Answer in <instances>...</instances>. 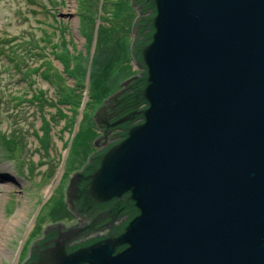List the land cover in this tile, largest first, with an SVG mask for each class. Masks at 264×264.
<instances>
[{"label": "water", "instance_id": "obj_1", "mask_svg": "<svg viewBox=\"0 0 264 264\" xmlns=\"http://www.w3.org/2000/svg\"><path fill=\"white\" fill-rule=\"evenodd\" d=\"M146 3L150 36L131 44L146 107L118 108L121 140L65 192L71 214L116 199L134 215L72 250L80 231L48 225L27 264H264V0Z\"/></svg>", "mask_w": 264, "mask_h": 264}, {"label": "rangeland", "instance_id": "obj_2", "mask_svg": "<svg viewBox=\"0 0 264 264\" xmlns=\"http://www.w3.org/2000/svg\"><path fill=\"white\" fill-rule=\"evenodd\" d=\"M138 16L129 0H0V264L23 262L48 225L79 222L67 178L100 137V104L139 73Z\"/></svg>", "mask_w": 264, "mask_h": 264}, {"label": "flooded vegetation", "instance_id": "obj_3", "mask_svg": "<svg viewBox=\"0 0 264 264\" xmlns=\"http://www.w3.org/2000/svg\"><path fill=\"white\" fill-rule=\"evenodd\" d=\"M129 1L136 8V10L139 7L141 8L139 9V12H138V15L141 17L135 22V26L133 29L134 31L132 34V37H133L132 39L133 41H135L134 45L136 46L143 42H147L148 40V39L143 38L142 33L147 32L144 30V28H147L148 32H150V29L148 27H145L144 25H145V20L151 16L152 9L148 5V3H146V0H129ZM46 2L49 3V0H46ZM132 62L134 63L133 60ZM138 70H139V73H137V75L134 76L133 80L144 74L140 68H138ZM128 84L126 86H123L120 92H117L116 94L108 98V100H105V103L103 104L101 103L99 108L97 109V112H100V114L103 116L102 127H98V126L96 127L97 131L100 134V138L95 142L94 144L95 147L92 149V151H90L91 152L90 157L85 162L86 165L84 166V168L79 169L78 171H76L74 174H72L70 177L67 178V181H68L67 187L70 183L71 178L74 175H76L77 173H87L88 171H85L87 168L90 169L96 165L97 156L100 153H102L107 147L121 140L122 136L124 135L123 125L125 123L119 122L118 120L120 119L117 120V118H119L121 115V114H118V112L120 113V111H118V107L121 102V97L123 95H126L127 94L126 92L130 94L132 92L131 91L132 88L129 89ZM118 94H121V95L119 96ZM81 205H82V201L79 203L80 208H81ZM103 206L105 207L107 206V207L102 208ZM101 215H104V219H102L103 217ZM71 216H73L76 221L77 220L80 221L81 218H84L86 220L88 219L89 224L73 225L74 224L73 223L72 226L70 225L67 227V228L76 227L80 231V236L70 243V245L67 247V250L76 249L78 247L90 244L93 241H98L100 239L108 237L111 233L116 232L119 229H121L123 227L122 226L123 222L127 218V215L125 214L124 205H122V202H119L116 199H111L108 203H105L103 205H96L90 208L88 207L83 208L79 215L71 214ZM94 218H99L98 219L99 221L101 220H104V221L99 222V223L94 222V225H93V223H91L90 220L92 221ZM46 229L44 230V233L41 236V238L34 242V245L37 243L43 244L45 242H48L56 236V234L52 231L46 233ZM93 232L97 234H95L94 236L88 237V235L92 234ZM35 258L36 257L34 255V252L30 250L25 260L23 262H17V264H27L28 262L35 260Z\"/></svg>", "mask_w": 264, "mask_h": 264}, {"label": "trees", "instance_id": "obj_4", "mask_svg": "<svg viewBox=\"0 0 264 264\" xmlns=\"http://www.w3.org/2000/svg\"><path fill=\"white\" fill-rule=\"evenodd\" d=\"M145 31L147 32H144L142 33V36L143 38L145 39H148L149 36H150V32H148V29L147 28H144ZM132 85H130V87H132L133 91L130 95H128V93L126 95H123L121 97V100L122 102L120 103L119 105V109L120 111H122L123 115L122 116H126L128 115L130 112H133L134 111V106H137L136 107V111H140L142 108L141 106L143 105V102L140 100L138 93L139 91L141 90V88H143V76H140V77H137L136 79H134L132 82H131ZM43 92H40L38 95H42ZM37 95V96H38ZM35 99H38L37 97H35ZM59 104H60V101H58ZM118 109V111H119ZM122 116L120 115L118 119H122ZM134 122L136 121H139V117H134ZM129 125V123H125L123 125V128L126 127V125ZM6 151L3 153V157L4 158H9V159H12L13 158V155H15L16 153V148L14 147L13 150H12V154H11V148H10V143H9V140H7L6 144ZM8 147V148H7ZM107 207V206H106ZM105 206H103L102 208H106ZM125 207V214L127 215V218H131L133 215H134V212H133V209L131 206H129V204L127 205H124ZM123 213V212H122ZM125 224V221L123 222V225L124 226Z\"/></svg>", "mask_w": 264, "mask_h": 264}, {"label": "bare ground", "instance_id": "obj_5", "mask_svg": "<svg viewBox=\"0 0 264 264\" xmlns=\"http://www.w3.org/2000/svg\"><path fill=\"white\" fill-rule=\"evenodd\" d=\"M134 31V30H133ZM131 43H133V39H132V42Z\"/></svg>", "mask_w": 264, "mask_h": 264}]
</instances>
